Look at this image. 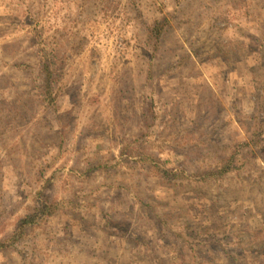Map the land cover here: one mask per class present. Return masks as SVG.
<instances>
[{
  "label": "rangeland",
  "instance_id": "rangeland-1",
  "mask_svg": "<svg viewBox=\"0 0 264 264\" xmlns=\"http://www.w3.org/2000/svg\"><path fill=\"white\" fill-rule=\"evenodd\" d=\"M3 241L0 264H264V0H0Z\"/></svg>",
  "mask_w": 264,
  "mask_h": 264
},
{
  "label": "trees",
  "instance_id": "trees-1",
  "mask_svg": "<svg viewBox=\"0 0 264 264\" xmlns=\"http://www.w3.org/2000/svg\"><path fill=\"white\" fill-rule=\"evenodd\" d=\"M49 68H50L49 65L44 66V70L48 73L46 77L48 78V80L50 79V75H51L49 72L50 71ZM50 88L51 86L48 84L46 86V93L49 92ZM47 100H49V98H47ZM233 168H234L233 161H232V158H230L222 162L220 166L216 168L215 170H213L212 172L204 173L203 177L222 175L226 172H229ZM56 208H57L56 202L51 201L50 199L45 198L44 201H41V203L39 204L37 208L35 216L28 217L21 223V225L17 228L16 233L13 234L11 237V243H14L17 237H20L21 235H23L25 228L27 226L35 225L40 217L43 218V217L51 216L52 214H54V211L56 210ZM4 241L0 242V248L6 246Z\"/></svg>",
  "mask_w": 264,
  "mask_h": 264
}]
</instances>
